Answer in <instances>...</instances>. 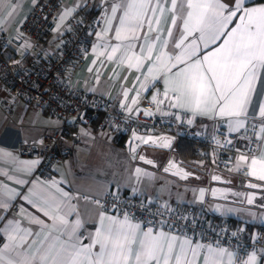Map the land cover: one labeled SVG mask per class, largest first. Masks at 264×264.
<instances>
[{
  "label": "snow or ice",
  "instance_id": "obj_1",
  "mask_svg": "<svg viewBox=\"0 0 264 264\" xmlns=\"http://www.w3.org/2000/svg\"><path fill=\"white\" fill-rule=\"evenodd\" d=\"M6 3L9 9L6 14L11 17L17 5L12 4L11 0H6ZM108 12L109 9H105V29L96 35L103 40L104 35L113 31V21H117L114 39L120 43H103L100 47L105 51H100L98 55H106L107 60L112 61L123 49L119 63L137 71L147 61L142 88L146 89L148 83L158 79H162L164 83L163 99L157 98L159 93L152 96L151 102L157 106L168 100L171 107L191 112L193 117L225 118L229 133H240L242 129L244 132L249 131L248 124L251 120V131L255 140L260 142L257 146L261 154L259 157L241 154L237 159L236 169L240 170L246 165L247 175L264 181V101L260 103L255 116L248 114L251 94L255 90L254 82L264 72V0H113L110 15ZM165 13L169 14L167 37L172 38L174 28L180 33L173 45L179 51L175 54L165 51L168 46V39H165L161 51L154 55L156 42L161 40L158 26ZM70 14L71 10L66 11L61 15L60 21ZM154 23L157 27L153 26ZM150 32H156L157 35L149 38ZM137 41L142 43L138 44ZM201 45L204 49H208L210 45L215 47L202 53ZM23 47L31 45L25 43ZM93 52H97V46L93 47ZM89 71L92 69L89 68ZM127 95L128 90H125V98ZM132 103L136 104L137 99L133 98ZM128 111L132 109L129 108ZM143 111L145 116L153 114L147 109ZM187 123L192 124L193 120L189 119ZM239 138L251 143V138L247 135ZM133 139L149 142L138 137L135 132ZM161 139L165 141L160 144L161 147L171 146L170 140ZM216 143L219 144L220 141L217 140ZM227 143L232 144V140H227ZM139 159L148 164L153 163L145 160L144 156ZM39 162L32 161L33 164ZM174 166L170 161L169 167L164 170L167 172ZM135 173L139 176L141 169L136 168ZM187 175L185 173L184 178ZM212 179L219 180L220 177L213 176ZM248 187L257 188L262 185L249 183ZM57 190L64 200L51 204V212H43L53 224L47 225L39 219L36 223L42 226L43 231L44 227L57 230L55 226L59 222L62 226L61 234L66 238L60 240L57 237L56 241L50 242L47 247L36 249L30 256L17 252L18 256L22 255V259L13 260L7 253L22 248L27 238L34 234L31 229H21L18 221L9 220L0 229L8 240L0 248V264H201V256L202 264H264V247H255L257 242L264 244V239L256 235L252 236L253 249L240 254L236 247L221 244L219 240L205 244L194 242L187 235L157 230L155 225L135 221L127 211L120 215H109V210L100 200L93 201L100 209L98 226L93 233L84 236L80 233L83 224L78 214L71 223L65 215H59L62 207L68 209V215L76 213V206L71 203L73 197L68 192ZM217 191L219 190L214 189L212 195L216 196ZM199 194L203 199L205 189H200ZM14 198V195H9V199ZM24 199L27 200L28 197ZM254 200L253 195L247 196L248 204H253ZM8 207L6 202L0 201V208L7 210ZM112 208L119 212L116 204ZM216 210L221 211L219 206ZM53 212L57 214L54 215ZM252 215L255 216V213ZM35 235L39 236L40 233ZM231 235L236 237L237 233L233 232ZM44 239L47 240L48 235Z\"/></svg>",
  "mask_w": 264,
  "mask_h": 264
},
{
  "label": "crops",
  "instance_id": "obj_2",
  "mask_svg": "<svg viewBox=\"0 0 264 264\" xmlns=\"http://www.w3.org/2000/svg\"><path fill=\"white\" fill-rule=\"evenodd\" d=\"M40 1L41 0H11V3L17 5V8L13 15L9 17L6 14L9 10L6 0H0V29L4 30L10 37V48L21 60H28L31 57H36L38 59L45 58V56L59 51L62 47L64 36L68 32L70 20L86 8L89 0H63V7L54 27V37L50 46L35 52L30 42L19 43L15 40V36L18 33L20 25L26 21L33 11V8ZM112 2L113 0H106V2L105 0H98L97 6L99 10L104 13L105 9H109L108 14L110 15V5ZM68 10H71V14L66 16L61 22V15ZM168 16L169 14L165 13V17L161 19V23L158 26L161 30L159 33L161 35V40L156 42L154 55L161 51V45L165 39H168V46L164 49L165 51L173 54L179 51L173 46L174 41L179 39V31L174 28L172 38H168L166 35V29L169 26V21L167 20ZM57 24H59L58 29ZM117 24V21H113V31L104 35L103 40L98 38L96 34L90 38L86 53L82 58L73 63L68 81L75 88H80L91 96L105 97L113 101L127 113H136L138 109L140 110L142 108V102L145 98L151 102L152 96L159 93L157 98L163 99L164 83L162 79H158L148 83L146 89L142 88L141 85L145 80L144 73L147 72L148 62L145 61L140 71L129 69L126 64L119 63L123 49L116 54L112 61H108L106 55H98L100 51H105L104 48L100 47L103 43L107 42L109 45L120 43L114 39V28ZM153 26L157 27L155 23ZM105 27L106 25H104L103 30ZM103 30L101 32H103ZM138 34L142 35V33ZM155 35H157L156 32L148 33L149 38ZM25 43L30 44L31 47H23ZM124 43H127V41ZM136 43L139 44L142 43V41H137ZM94 46H97L96 53L93 52ZM212 47H215V45H210L208 49H204L203 45H201V52L209 51ZM108 51H110V48ZM94 61L95 63H93ZM89 68H91L92 71H89ZM137 77H139V80ZM254 89V92L251 94L249 116H255L260 103L264 101V72H262L259 79L254 82ZM125 90H128L127 98L124 96ZM138 91L139 96H137ZM133 98L137 99L136 104L132 103ZM153 105L155 108L153 113L155 114L165 115L178 111L192 116L191 112L171 107L170 101L168 100H165V102L159 106L156 104ZM129 108H131L132 111H128ZM194 118L200 123L202 128L210 132L214 131L220 123L224 122L227 124V120L220 117L209 119L206 116H195ZM56 119L58 118L50 116L45 110L38 108L25 99H18L12 103L7 89L2 83V75L0 73V201L6 202L9 205L7 210L0 208V217H3V219H0V229L5 227L7 221L12 220L18 221L21 229H31L34 234L27 238V242L24 243L22 248L7 253L13 260L22 259V255L18 256L17 252L30 256L36 252V249L47 247L50 242L56 241L57 237H59L60 240L66 238L61 234L60 229L62 226L59 225V222H57L55 226L57 230H53L51 227H44L43 231H41L42 226L36 223V220L39 219L45 221L47 225L53 224L48 217L44 216L43 212H51L52 210L49 207L51 204L64 200L61 192L57 189L68 192L70 196L73 197L71 203L76 206V213L68 215V209L62 207L59 215H65L71 223V221L77 218L78 214V218L83 224L80 233L84 236L93 233L98 226L97 218L100 209L94 203L88 202L82 198H74L73 194L79 193L99 198L105 196L111 190L137 195L159 205L194 207L197 211L200 210L199 212L204 214V216L211 221L217 223H220L217 221L218 219L221 222L233 220L237 222V226L247 230L249 237L256 235L259 229L264 228V209L216 201L212 205L213 210L208 212L205 206H209L207 204L212 200L209 194L212 185L205 180L199 181L196 179L197 182L194 180L198 185L195 187L196 194L189 199L193 203L192 205L190 203H180L179 201L167 197L150 196V189H145L143 186L140 187V180L155 178L159 172H163L164 165L168 158L172 154L177 155L179 138L172 134L150 135L148 141L155 140L158 145L157 147L146 145L139 148L137 153L130 154L124 145L118 144L119 133L115 129L111 127L87 126L71 122L67 126L66 133L61 140V147L70 148L71 155L65 163L55 168L50 180L43 181L39 175V164H33L32 161L35 160L20 155L17 151V145L20 141L36 143L42 135L51 137L58 136L64 129V122L61 120L63 125H60ZM257 122L259 123V121ZM110 128L114 135L110 132L109 136L115 138V146L119 148V150L115 148L113 151L109 150L102 142L101 135L105 134L107 129ZM136 135L139 137L138 133H136ZM110 138L111 137H109V139ZM161 138L170 140L171 146L167 148L161 147L160 144L165 142ZM146 148H150L151 151ZM160 151H167V158L160 169H155L138 160L141 153L150 158L157 155ZM107 152H109L112 157L117 155L116 159L120 164L118 167L121 174L119 175L117 183L110 182L101 175L99 169L92 168L95 163H101V160L108 157ZM202 153L204 154V152ZM260 154L261 150L256 156L259 157ZM237 159L238 156L235 157L232 168L227 170L211 169L209 163L204 164L202 160L195 162L196 165H194V167L200 170L209 167L210 173H216L233 180L244 179L264 185V181H260L246 174V165L240 170H237ZM136 168L141 169V174L139 176L135 173ZM154 173H156V176H154ZM53 182H55V184H53ZM188 182H191V180ZM200 189H205L203 199L200 198ZM9 195H14L15 198L9 199ZM24 197H28V199L26 200ZM199 205H203L204 208L202 211L198 208ZM218 206L221 211L216 210ZM227 209H234V211L229 212L226 211ZM252 213H255V216H253ZM52 214L55 215L57 213L53 212ZM215 218L218 219L216 220ZM37 232L40 233L39 236L35 235ZM1 234L3 238V247V244L8 243V240L3 232H1ZM45 235H48L47 240L44 239ZM34 240L35 243H33ZM193 241L195 242L197 240ZM87 242L86 240L85 243ZM29 245H31V247H29ZM13 247H15V242L13 243ZM200 261L202 264V256Z\"/></svg>",
  "mask_w": 264,
  "mask_h": 264
},
{
  "label": "built area",
  "instance_id": "obj_3",
  "mask_svg": "<svg viewBox=\"0 0 264 264\" xmlns=\"http://www.w3.org/2000/svg\"><path fill=\"white\" fill-rule=\"evenodd\" d=\"M97 2L98 0H89L86 8L70 20L62 47L45 58L19 59L10 48V37L0 29V73L11 102L25 99L64 122L63 131L56 137L42 135L36 143L20 141L17 145L20 155L40 161L39 175L43 181L50 180L55 168L65 163L71 155L70 148L61 147V140L71 122L115 129L124 137L123 145L130 154L137 153L139 148L147 144L142 140L133 139L134 132L143 140H148L153 134H172L179 139L185 138L203 147L211 169L227 170L232 168L236 156L245 154L251 157L259 153L260 148L257 145L260 142L253 136L251 120L247 132L242 129L240 133H229L224 122L210 132L202 128L189 114L178 111L165 115L153 113L154 105L147 98L143 100L142 108L138 112L127 113L113 101L105 97L91 96L71 85L68 77L73 63L83 57L88 50L90 38L100 33L105 25V13H95ZM63 3V0L38 2L30 16L20 25L15 40L19 43L30 42L35 52L48 48L53 40L54 27ZM145 109L153 114L145 116ZM177 116L180 118L177 119ZM189 119L193 120L192 124L187 123ZM244 135L251 138V143L239 138ZM229 139L232 144L227 143ZM217 140L220 141L219 144L216 143ZM73 196L76 199L87 197L88 199L84 200L91 203L100 200L110 215H120L121 212L127 211L135 221L147 222L166 232L187 235L205 244L219 240L221 244L236 247L240 254L254 247L252 237H249L245 228L228 222L211 221L194 207H165L118 190H111L99 198L79 193H74ZM113 204H116L119 212L112 208ZM233 232L237 233L236 237L231 235ZM256 236L264 239V228L259 229ZM2 243L0 232V248ZM255 247L259 249L264 247V244L257 242Z\"/></svg>",
  "mask_w": 264,
  "mask_h": 264
},
{
  "label": "water",
  "instance_id": "obj_4",
  "mask_svg": "<svg viewBox=\"0 0 264 264\" xmlns=\"http://www.w3.org/2000/svg\"><path fill=\"white\" fill-rule=\"evenodd\" d=\"M152 141L155 140H149V142L146 145L157 147L158 146L157 143H152ZM166 153L167 151H160L157 155L150 158L144 155L143 153L140 154V156L145 157V160L153 161L152 164H148L140 159L138 160L140 162L150 165L155 169H160V167L164 164L165 159L167 158ZM170 161L173 162L175 166L166 172L164 169L166 167H169ZM209 171H210L209 167L200 170L197 167H194V165H190L184 162L183 160L179 159L176 154H172L168 158L163 168V173L175 177L180 181L188 182L191 179H197L199 181L205 180L206 182H209L212 185L209 190L210 199L212 200L236 203L253 208L264 209V185H262V187L250 188L248 187L249 183H254V182H250L244 179L233 180L216 173H210ZM185 173L188 174L186 178H184ZM213 176H218L220 177V179L213 180L212 179ZM255 184L261 185L258 183ZM214 189L219 190L217 191L216 196L212 195V191ZM221 193H223V195H221ZM233 193H239L240 195H233ZM249 195H253L255 197L254 203L251 205L247 203V196Z\"/></svg>",
  "mask_w": 264,
  "mask_h": 264
},
{
  "label": "rangeland",
  "instance_id": "obj_5",
  "mask_svg": "<svg viewBox=\"0 0 264 264\" xmlns=\"http://www.w3.org/2000/svg\"><path fill=\"white\" fill-rule=\"evenodd\" d=\"M58 124L63 125V122L59 119ZM92 132V131H90ZM114 135L112 132L111 128L107 129L105 134L101 135L102 137V142L108 147L109 150H114L118 149L115 145V138L113 136H109V134ZM109 137H111L109 139ZM147 150L151 151L150 148H146ZM127 150V149H126ZM108 153V157L105 159L101 160V163H95L93 165V169H99L101 172V175L108 179L112 183H117L119 179V175L121 174L119 172V167L118 165L119 162L116 159V156L112 157L110 156V153ZM129 153V152H128ZM154 176H156V173H154ZM196 179H191V182H184L180 181L179 179L166 175L163 172H159V174L154 178H150V180H145L142 179L139 181L140 187H144L145 189H150V196L153 197H167L169 199H174L175 201H179L180 203H190L191 205L193 204L191 202V197L196 194V186L198 185L196 182ZM162 199V198H160ZM214 202L211 200L209 206H205L207 208V211L210 212L213 210L212 205ZM198 208L202 209L204 208L203 205H199ZM200 211V210H199Z\"/></svg>",
  "mask_w": 264,
  "mask_h": 264
},
{
  "label": "trees",
  "instance_id": "obj_6",
  "mask_svg": "<svg viewBox=\"0 0 264 264\" xmlns=\"http://www.w3.org/2000/svg\"><path fill=\"white\" fill-rule=\"evenodd\" d=\"M95 13H98L100 10L97 6ZM118 144L123 145L124 142V137L119 134L118 136ZM203 147L199 144L192 143L185 138H180L177 144V156L179 159L183 160L184 162L190 164V165H196L195 162L202 160L204 164L209 163V159L207 155L204 153ZM216 220L218 218H215ZM218 222L222 223L219 219L217 220ZM231 225H236L237 222L233 220H227Z\"/></svg>",
  "mask_w": 264,
  "mask_h": 264
}]
</instances>
